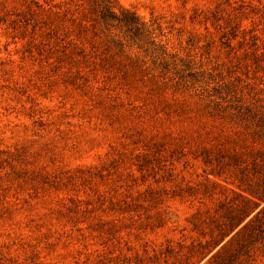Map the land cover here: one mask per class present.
I'll return each instance as SVG.
<instances>
[{
	"label": "rangeland",
	"instance_id": "rangeland-1",
	"mask_svg": "<svg viewBox=\"0 0 264 264\" xmlns=\"http://www.w3.org/2000/svg\"><path fill=\"white\" fill-rule=\"evenodd\" d=\"M98 3L0 0V264H264V0Z\"/></svg>",
	"mask_w": 264,
	"mask_h": 264
},
{
	"label": "trees",
	"instance_id": "trees-1",
	"mask_svg": "<svg viewBox=\"0 0 264 264\" xmlns=\"http://www.w3.org/2000/svg\"><path fill=\"white\" fill-rule=\"evenodd\" d=\"M93 2L95 6L100 4L98 3V0H93ZM103 2H106V0H103ZM102 19L105 22L115 21L118 24H124L129 30L134 31V32H139L140 30L139 20L135 16L134 13L124 10L123 12H121V15H117L113 11L110 10L109 5L107 3L103 5Z\"/></svg>",
	"mask_w": 264,
	"mask_h": 264
}]
</instances>
